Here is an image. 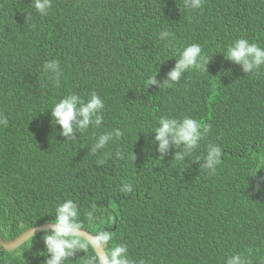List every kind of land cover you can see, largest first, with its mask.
I'll list each match as a JSON object with an SVG mask.
<instances>
[{
	"label": "trees",
	"instance_id": "16d2710c",
	"mask_svg": "<svg viewBox=\"0 0 264 264\" xmlns=\"http://www.w3.org/2000/svg\"><path fill=\"white\" fill-rule=\"evenodd\" d=\"M162 30L172 36L158 39ZM239 38L264 48V0H204L200 9L185 0H52L43 16L32 0H0L2 237L53 221L71 199L81 227L113 233L106 250L126 244L136 264H225L237 253L264 264V242L248 226L264 222V185L249 177L264 176V66L246 74L224 57ZM193 43L207 71L147 87L155 75L163 83ZM50 60L60 63L59 85L43 71ZM92 91L104 100L102 125L65 140L50 108ZM185 116L209 132L184 159H174L176 148L160 159L151 132L163 117ZM114 129L121 136L93 155L96 137ZM209 144L222 149L214 174L202 166ZM43 234L15 251L0 244V264H43ZM77 256L65 264L97 253Z\"/></svg>",
	"mask_w": 264,
	"mask_h": 264
},
{
	"label": "clouds",
	"instance_id": "9594fccd",
	"mask_svg": "<svg viewBox=\"0 0 264 264\" xmlns=\"http://www.w3.org/2000/svg\"><path fill=\"white\" fill-rule=\"evenodd\" d=\"M51 3L52 0H32V6L42 16L48 14ZM203 3L204 0H185V5L192 9L202 8ZM171 36V32L162 30L158 34V39L167 40ZM224 57L241 65L243 72L246 74L254 73L261 66H264V48L257 43H250L249 40L244 38H239L228 46ZM208 62L209 60L204 57L202 48L198 43L189 44L179 51V58L176 59L175 67L167 73V78L163 83L158 82L155 75L149 78L147 87L149 85H156L159 88L162 86L170 87L178 82L189 69L207 71ZM42 68L44 73L48 74L55 84L59 85L63 74L59 61H46ZM228 72L230 74V70ZM50 109L52 123L54 122L53 125L60 126L59 134L65 140L75 139L77 132L81 134L91 126L99 128L103 123L104 100L95 91H92L86 100L76 93H69L54 103ZM7 124V117L0 113V126H7ZM209 130L210 126L202 125L198 120L188 116L182 119L163 117L159 120L158 126L151 132L154 133V138L150 143L156 145L155 151L159 153L160 159L163 160L171 148H176L178 151L175 152L174 159L181 160L196 150L200 141ZM119 136H121L119 129L103 132L96 137V142L91 145L89 151L95 155L98 151L105 149L109 142L113 140V137ZM116 155L118 158L123 159L122 152H117ZM221 157V147L209 144L207 145V152L202 166L210 174H214L217 166L221 163ZM195 161L200 163L199 159ZM257 172H254L249 177L257 180V190H259L260 186L264 185V176H257ZM132 188L131 184H124L120 190L127 193L131 192ZM91 215L89 213L90 218ZM79 216V206L71 199L60 202L55 206L54 220L44 222L52 223L50 230L43 231L42 240L45 249L37 253V255L45 257L43 264H65V261L70 258L78 259L77 251H85L86 247H93L97 250L105 249L113 239V233L109 231L98 232L92 236L90 242L79 236L81 229L91 231L88 228L81 227ZM248 226L254 233H257V238L264 242V233L259 234V231L264 227V222H248ZM36 235L33 233L29 236L28 239L31 240V243L36 238ZM81 239L88 242V245H85ZM88 264H136V261L129 258L127 245L121 243L110 250L98 251L97 256L90 259ZM139 264H145V261L141 260ZM225 264H250V261L243 254L237 253L228 257ZM261 264L263 263L261 262Z\"/></svg>",
	"mask_w": 264,
	"mask_h": 264
},
{
	"label": "water",
	"instance_id": "95a60500",
	"mask_svg": "<svg viewBox=\"0 0 264 264\" xmlns=\"http://www.w3.org/2000/svg\"><path fill=\"white\" fill-rule=\"evenodd\" d=\"M52 223H44L42 225L39 226H34L31 227L30 229L24 231L20 236H18L17 238L13 239V240H8L6 241L0 234V244L4 247V249L6 251H14L16 250L18 247H20L22 244H24L25 242H27L29 239V236L32 235L33 233L38 234L41 233L43 231L46 230H50V228L52 227L51 225ZM95 234L81 229V232L79 233V236L83 237L85 240H87L88 242L91 241L92 236H94ZM96 253H98V251L100 252H104L106 251L105 249H95Z\"/></svg>",
	"mask_w": 264,
	"mask_h": 264
},
{
	"label": "bare ground",
	"instance_id": "6f19581e",
	"mask_svg": "<svg viewBox=\"0 0 264 264\" xmlns=\"http://www.w3.org/2000/svg\"><path fill=\"white\" fill-rule=\"evenodd\" d=\"M28 229H30V228H28ZM28 229H26V230H28ZM89 232H91V233H93V234H95L96 235V233H94L93 231H89ZM6 240V239H5ZM10 240H13V239H10ZM6 241H8V240H6ZM105 250H106V247H105ZM107 251V250H106Z\"/></svg>",
	"mask_w": 264,
	"mask_h": 264
}]
</instances>
